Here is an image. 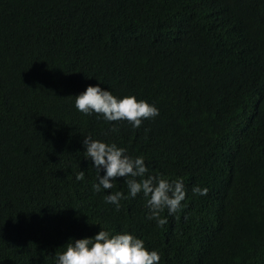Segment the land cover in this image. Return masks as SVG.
Listing matches in <instances>:
<instances>
[{"label": "trees", "instance_id": "trees-1", "mask_svg": "<svg viewBox=\"0 0 264 264\" xmlns=\"http://www.w3.org/2000/svg\"><path fill=\"white\" fill-rule=\"evenodd\" d=\"M89 86L159 115L86 116ZM89 136L183 179L180 210L159 226L123 178L94 192ZM100 229L160 264H264V0H0V264H58Z\"/></svg>", "mask_w": 264, "mask_h": 264}, {"label": "clouds", "instance_id": "clouds-1", "mask_svg": "<svg viewBox=\"0 0 264 264\" xmlns=\"http://www.w3.org/2000/svg\"><path fill=\"white\" fill-rule=\"evenodd\" d=\"M75 98L76 109L86 116L95 113L105 121H127L134 129H139L144 120L159 115L158 109L135 96L115 97L109 90L99 86H89L86 91ZM113 131L118 129L113 128ZM86 155L98 174V183L93 184L94 192L114 188V182L123 178L129 196L135 198L142 193L148 209L147 219L159 226L166 223L162 213L167 210L173 215L180 210L186 198L183 179L170 180L163 176L150 175L142 156L133 157L127 150L115 143L102 142L90 136L83 139ZM103 171L105 175L100 176ZM78 181L84 180V172L76 175ZM207 188L193 187V195H207ZM123 192L117 191L106 196V202L116 206L127 199ZM158 251H149L142 239L127 232L112 235L100 229L93 238L69 241L65 251L57 254L58 264H160Z\"/></svg>", "mask_w": 264, "mask_h": 264}]
</instances>
